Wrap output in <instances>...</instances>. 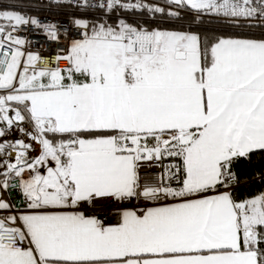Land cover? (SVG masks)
Listing matches in <instances>:
<instances>
[{"label": "snow or ice", "instance_id": "6c2138e0", "mask_svg": "<svg viewBox=\"0 0 264 264\" xmlns=\"http://www.w3.org/2000/svg\"><path fill=\"white\" fill-rule=\"evenodd\" d=\"M99 7L181 30L77 19L40 67L15 33L58 40L56 26L0 10V264H264V191L236 194L264 158V0ZM205 15L261 32L202 35ZM153 161L163 171L142 179Z\"/></svg>", "mask_w": 264, "mask_h": 264}, {"label": "built area", "instance_id": "2783aa9c", "mask_svg": "<svg viewBox=\"0 0 264 264\" xmlns=\"http://www.w3.org/2000/svg\"><path fill=\"white\" fill-rule=\"evenodd\" d=\"M42 3L41 9L45 13H34L27 11H15L19 12L27 18L37 19L42 25H55L58 30V40H50L44 28H37L35 25L29 24L21 26L17 29L15 35L20 38L28 40L30 43L24 46L26 51L38 52L43 60L40 67H52L56 58V53L65 52L69 47L73 39L79 38L80 30L73 23L75 20L80 18H67L60 15H55L57 12V7L59 5H69L76 7L84 11H103L108 10L107 8L99 7L100 4H107L109 0H40ZM122 2H137V0H122ZM182 13H185L184 11ZM189 15H194V13H189ZM213 18V20L224 22L223 17H217L215 15H205L201 18L207 19ZM87 20V19H83ZM89 21V20H87ZM7 21H0V24L6 25ZM240 27L237 30H242L250 33H260L261 29L259 27H248L244 21H240ZM199 26H204L200 24ZM66 61H60V67L65 68L67 66H62V63ZM67 63V62H66ZM18 135V134H17ZM170 163L169 160L163 161V166ZM163 166L160 162L153 161L150 164L145 162L141 167V177L142 179H155L163 171ZM27 175V174H26ZM13 188L9 189L6 194V198L13 201L17 207H19L24 201L20 195L17 194L16 186L17 181L13 180ZM114 223V220L112 221Z\"/></svg>", "mask_w": 264, "mask_h": 264}, {"label": "trees", "instance_id": "16d2710c", "mask_svg": "<svg viewBox=\"0 0 264 264\" xmlns=\"http://www.w3.org/2000/svg\"><path fill=\"white\" fill-rule=\"evenodd\" d=\"M143 2L151 5L166 6V0H143ZM41 7L42 3L40 2V0H0V10L45 13V11L41 9ZM56 7L58 10L57 12H54V14L67 18H80L90 21L94 18L98 19L99 17L103 16L102 11H84L69 5H59ZM182 12V17H185L186 20L190 19L191 16L189 14L185 16V13ZM184 12H187V10H184ZM111 13L113 17L112 19H109L107 21L108 23H117L120 19H124L129 23L139 24L147 28L158 27L181 30L175 18L164 16L159 13L150 14L146 10H124L123 8L119 7L113 9ZM202 23H206L208 26H199L197 28V25L193 24L192 28L195 30H199L202 35L210 37L223 33L250 34L255 36L260 35V33H250L242 30H237L236 28H239L240 26H234L222 21L204 19ZM185 27H187V25H185ZM261 166H264V158L260 156L255 157L253 166L249 170V181L247 183V186L242 187L236 193L239 197L245 198L264 191V180H261V178L259 177ZM253 173L256 174L255 180L252 179Z\"/></svg>", "mask_w": 264, "mask_h": 264}, {"label": "rangeland", "instance_id": "374dc122", "mask_svg": "<svg viewBox=\"0 0 264 264\" xmlns=\"http://www.w3.org/2000/svg\"><path fill=\"white\" fill-rule=\"evenodd\" d=\"M124 10H126V9H124ZM111 11L112 10H103L102 12H103V16H101V17H99V18H101L102 20H104V21H108L109 19H112V17H113V15H112V13H111ZM97 19V18H94V19H92V20H90L89 22H99V21H102L101 19ZM117 19V18H116ZM213 20L212 18H207V20ZM203 20L204 19H202V22H203ZM202 22H200L199 24H203L204 26H208L206 23H202ZM115 222V221H114Z\"/></svg>", "mask_w": 264, "mask_h": 264}, {"label": "bare ground", "instance_id": "6f19581e", "mask_svg": "<svg viewBox=\"0 0 264 264\" xmlns=\"http://www.w3.org/2000/svg\"><path fill=\"white\" fill-rule=\"evenodd\" d=\"M213 19V18H212ZM62 66H67V63L66 62H63L62 63Z\"/></svg>", "mask_w": 264, "mask_h": 264}]
</instances>
